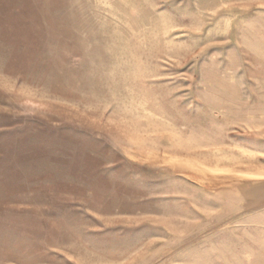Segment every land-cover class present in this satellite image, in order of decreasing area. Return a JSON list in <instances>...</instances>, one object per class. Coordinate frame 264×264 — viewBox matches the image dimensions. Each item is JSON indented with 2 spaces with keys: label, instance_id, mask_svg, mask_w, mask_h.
Returning a JSON list of instances; mask_svg holds the SVG:
<instances>
[{
  "label": "rangeland",
  "instance_id": "1",
  "mask_svg": "<svg viewBox=\"0 0 264 264\" xmlns=\"http://www.w3.org/2000/svg\"><path fill=\"white\" fill-rule=\"evenodd\" d=\"M0 264H264V0H0Z\"/></svg>",
  "mask_w": 264,
  "mask_h": 264
}]
</instances>
